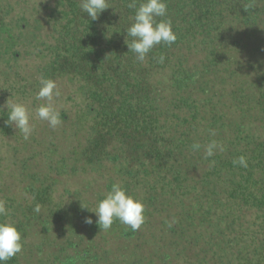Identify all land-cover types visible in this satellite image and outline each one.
I'll return each mask as SVG.
<instances>
[{"label":"rangeland","instance_id":"374dc122","mask_svg":"<svg viewBox=\"0 0 264 264\" xmlns=\"http://www.w3.org/2000/svg\"><path fill=\"white\" fill-rule=\"evenodd\" d=\"M54 7V0H0V105L10 96L13 102L25 104L34 129L24 140L17 129L5 125L7 109H0V200L8 211L2 218L23 224L19 264H63L72 258L77 264H226L233 250L225 257L215 250V242L223 246L230 227V238L239 227L253 229L254 215L246 213L242 223L239 220L228 226L220 204L216 210L211 208L208 222L202 220L200 210L207 208L211 197L203 193V186L212 188L208 183L219 181L212 177L201 182L208 163L201 161L189 169L186 178L176 182L165 172L158 177L138 171L135 176L129 175L128 171L139 165L124 158L93 160L82 156L84 146L94 135L92 119L85 109L88 88L78 78L52 71L56 34L49 16ZM8 26L7 32L4 27ZM261 38L262 43L257 44L262 51L255 58L260 63L253 68V63L245 61L253 57L254 41ZM241 39L240 47L228 51L235 64L213 67L203 79L207 85L203 92L197 83L191 85L189 95L185 91L175 93L176 101L184 97L209 99V104H199L200 113L190 121L191 126L180 128L189 141L201 145L199 151L188 148L191 159L203 160L212 140L224 145L235 125L244 124L248 133L264 140L263 115L253 103L264 89V34ZM202 58L201 54H192L186 66L200 70ZM166 73L156 72L153 79L160 82L169 98L168 91H173ZM41 77L54 80L61 93L53 102L62 121L55 129L35 113L40 104L46 103L36 99ZM174 112L177 118L168 124L179 130L175 124L189 120L191 112L184 107ZM211 121L221 133L213 130L212 135L207 130ZM116 148L108 149V155L117 153ZM114 183L143 202L145 220L139 230L132 231L117 220L108 231H101L95 214L81 207L94 210ZM37 205L39 213L34 211ZM86 217H91L93 223L86 224ZM217 228L221 233L216 235Z\"/></svg>","mask_w":264,"mask_h":264},{"label":"trees","instance_id":"16d2710c","mask_svg":"<svg viewBox=\"0 0 264 264\" xmlns=\"http://www.w3.org/2000/svg\"><path fill=\"white\" fill-rule=\"evenodd\" d=\"M54 1L49 16L56 34L52 71L78 78L88 88L85 109L92 119L94 135L84 146L82 156L93 160L106 156L113 160L124 158L139 165L128 171L129 175L140 172L158 177L165 172L176 182L186 178L189 169L201 161L208 163L201 182L212 177L219 181L208 183L212 188L203 186V193L211 197L207 208L200 210L202 220L208 222L211 208L216 210L221 205L228 226L239 220L242 223L246 213L254 215L253 229L239 227L230 238V227L228 240L223 246L215 242V250L222 251L225 257L233 250L226 264H264V140L248 133L244 124L235 125L227 135L224 151H216L213 157L203 160L191 159L188 148L195 140L189 141L180 128L191 126L190 121L200 113L199 104H209V99L184 97L176 101L174 97L183 91L189 95L191 85L197 83L202 88L199 90H204L207 85L203 79L213 67L235 64L228 51L242 45L241 37L250 39L264 34V0H166L167 16L157 20L170 19L177 40L171 46H155L143 62L125 44L124 30L133 23L135 14V9L128 7L131 0H108L110 7L96 20L82 12L80 0ZM138 3L139 0L137 6ZM9 27L4 29L8 32ZM262 40L254 41L253 57L245 61L253 63V68L260 63L255 58L262 51L257 44ZM192 54L203 56L200 70L186 66ZM160 55L165 57L163 63L158 62ZM159 71H167L173 91H168L169 98L160 82L153 79ZM242 99L240 102L244 103ZM256 99L253 103L258 105L264 122V89ZM183 107L190 110L191 117L179 120L176 130L168 123L177 118L174 110ZM247 113L244 110V115ZM214 128L215 122L211 121L207 130H217ZM111 147H117V153L108 155ZM240 156L246 158V168L233 164ZM15 226L21 231L23 224ZM214 232L221 233L219 228ZM68 260L69 264H77L75 258ZM7 264H19L18 254Z\"/></svg>","mask_w":264,"mask_h":264},{"label":"clouds","instance_id":"9594fccd","mask_svg":"<svg viewBox=\"0 0 264 264\" xmlns=\"http://www.w3.org/2000/svg\"><path fill=\"white\" fill-rule=\"evenodd\" d=\"M109 7L108 0H80L82 12L87 13L91 20L98 19L99 15ZM128 7L135 9V14L133 23L124 30L126 32L125 44L128 51L135 53L138 61L143 62L155 46L161 44L171 46L176 42L177 35L173 30L171 20H157L158 17L165 18L167 16L166 0H139L138 6L137 0H131ZM164 59L165 57L160 55L158 62L163 63ZM39 84L36 99L46 101V103H42L36 108V116L55 129L62 121L60 112L54 107L53 102L61 93L56 82L52 79L41 77ZM10 97L0 105V109H7L8 118L5 125L13 126L22 134L24 140H28L34 130L30 109L23 103L13 102ZM211 134L215 135L214 131ZM191 148L193 151H199L201 145L194 143ZM217 150L224 151V146L212 140L204 150L205 158L213 157ZM211 164L214 165L215 161L212 160ZM233 164L245 168L248 166L244 156L234 159ZM81 207L95 214L97 217L95 223L101 231H108L117 220L132 231H137L145 220L143 202L129 195L122 185L116 183L97 203L94 210L82 205ZM34 211L39 213L40 206L37 205ZM7 215L6 204L0 200V217H7ZM84 222L92 224L93 220L91 217H86ZM22 250V235L18 228L15 224L7 222L6 219L0 220V264H7Z\"/></svg>","mask_w":264,"mask_h":264},{"label":"flooded vegetation","instance_id":"af4514ba","mask_svg":"<svg viewBox=\"0 0 264 264\" xmlns=\"http://www.w3.org/2000/svg\"><path fill=\"white\" fill-rule=\"evenodd\" d=\"M22 227H23V226H22ZM64 263H65V264H68V263H69V260H68V261H64ZM64 263H63V264H64ZM76 263H77V262H76Z\"/></svg>","mask_w":264,"mask_h":264}]
</instances>
